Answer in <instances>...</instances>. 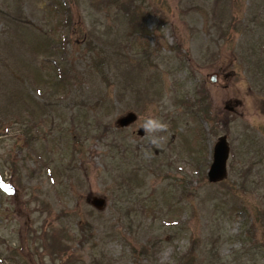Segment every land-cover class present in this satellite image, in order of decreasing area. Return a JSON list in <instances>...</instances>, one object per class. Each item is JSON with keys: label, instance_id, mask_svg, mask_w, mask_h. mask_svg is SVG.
Wrapping results in <instances>:
<instances>
[{"label": "rangeland", "instance_id": "rangeland-1", "mask_svg": "<svg viewBox=\"0 0 264 264\" xmlns=\"http://www.w3.org/2000/svg\"><path fill=\"white\" fill-rule=\"evenodd\" d=\"M0 181V264H264V0H0Z\"/></svg>", "mask_w": 264, "mask_h": 264}, {"label": "water", "instance_id": "water-1", "mask_svg": "<svg viewBox=\"0 0 264 264\" xmlns=\"http://www.w3.org/2000/svg\"><path fill=\"white\" fill-rule=\"evenodd\" d=\"M218 74H213L210 76V82L212 84L217 83ZM225 109L228 111H233L232 107L228 104L225 105ZM136 121V116L133 113H128L125 116L119 118L116 121L117 127L123 128L127 127L130 124ZM143 130L139 131V134H142ZM229 158V145L227 142L226 136H221L216 141L213 154H212V163L207 172L208 181L210 183H218L223 181L227 177V161ZM89 203L95 207L97 210H103L105 207V201L101 198L93 197L89 200Z\"/></svg>", "mask_w": 264, "mask_h": 264}, {"label": "clouds", "instance_id": "clouds-1", "mask_svg": "<svg viewBox=\"0 0 264 264\" xmlns=\"http://www.w3.org/2000/svg\"><path fill=\"white\" fill-rule=\"evenodd\" d=\"M140 126L145 130V139L149 145L161 146L165 141L164 133L168 129V124L152 113H146L141 118Z\"/></svg>", "mask_w": 264, "mask_h": 264}, {"label": "trees", "instance_id": "trees-1", "mask_svg": "<svg viewBox=\"0 0 264 264\" xmlns=\"http://www.w3.org/2000/svg\"><path fill=\"white\" fill-rule=\"evenodd\" d=\"M203 113H204V112H203ZM127 185H128V186H127ZM120 186H121V187H119V188H120V192H119V194H120V200H118V204L124 206V202L128 201V197H129V194H128V193L130 192V190H129L130 185H129V183H127L126 185H124V183H122V184H120ZM125 186L128 187L127 190L125 189ZM124 200H125V201H124ZM233 205H234V204H233ZM233 205H232V206H233ZM193 244H194V243H193V241H192V245H193ZM193 250H194V246L191 247V252L188 253V256L191 255V253H193ZM185 258H186V257H183V258H177V259L179 260V263H180V262L183 263L184 260H185ZM189 264H199V263L195 260V263H194V262H191V263H189ZM210 264H222V260H219L217 263H215V261H214V262H211Z\"/></svg>", "mask_w": 264, "mask_h": 264}, {"label": "snow or ice", "instance_id": "snow-or-ice-1", "mask_svg": "<svg viewBox=\"0 0 264 264\" xmlns=\"http://www.w3.org/2000/svg\"><path fill=\"white\" fill-rule=\"evenodd\" d=\"M6 190H7V191H11V189H10V188H7V187H6Z\"/></svg>", "mask_w": 264, "mask_h": 264}]
</instances>
